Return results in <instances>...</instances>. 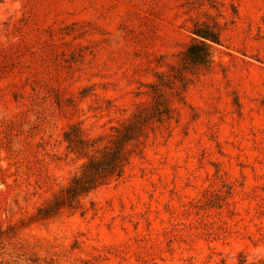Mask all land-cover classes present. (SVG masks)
Here are the masks:
<instances>
[{"label":"rangeland","instance_id":"obj_1","mask_svg":"<svg viewBox=\"0 0 264 264\" xmlns=\"http://www.w3.org/2000/svg\"><path fill=\"white\" fill-rule=\"evenodd\" d=\"M135 120L122 178L40 212ZM240 259H264V0H0V264Z\"/></svg>","mask_w":264,"mask_h":264},{"label":"trees","instance_id":"obj_2","mask_svg":"<svg viewBox=\"0 0 264 264\" xmlns=\"http://www.w3.org/2000/svg\"><path fill=\"white\" fill-rule=\"evenodd\" d=\"M196 35L202 38L198 43L189 47L187 55L197 63H206L210 57V44L208 41L218 42V35L215 32H202L195 30ZM195 48L201 51L196 52ZM133 121L117 129L116 137L109 146H106L100 155L91 157L82 167L81 173L74 176L70 184L64 189L61 196H57L51 205L40 210L41 213H51L61 203L71 205L75 198L89 192L90 190L113 180L123 177L126 165L129 162V143L136 139L141 133L142 126ZM70 132L65 133L66 139L70 141ZM62 201V202H61ZM65 201V202H64ZM45 214V215H47ZM233 264H264V259L247 262L240 259L238 263Z\"/></svg>","mask_w":264,"mask_h":264}]
</instances>
